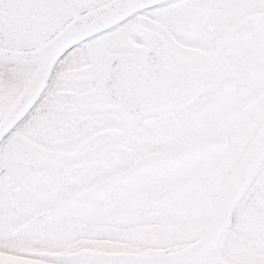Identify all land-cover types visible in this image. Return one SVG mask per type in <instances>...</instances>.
<instances>
[{"label": "snow or ice", "instance_id": "6c2138e0", "mask_svg": "<svg viewBox=\"0 0 264 264\" xmlns=\"http://www.w3.org/2000/svg\"><path fill=\"white\" fill-rule=\"evenodd\" d=\"M0 264H264V0H0Z\"/></svg>", "mask_w": 264, "mask_h": 264}]
</instances>
